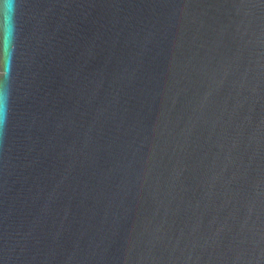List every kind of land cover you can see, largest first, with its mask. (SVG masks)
Segmentation results:
<instances>
[{
    "label": "water",
    "instance_id": "water-1",
    "mask_svg": "<svg viewBox=\"0 0 264 264\" xmlns=\"http://www.w3.org/2000/svg\"><path fill=\"white\" fill-rule=\"evenodd\" d=\"M0 264H264V0H0Z\"/></svg>",
    "mask_w": 264,
    "mask_h": 264
}]
</instances>
